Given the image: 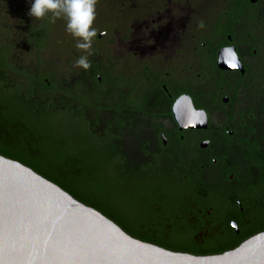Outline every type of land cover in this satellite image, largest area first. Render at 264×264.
Instances as JSON below:
<instances>
[{"label": "flooded vegetation", "instance_id": "flooded-vegetation-1", "mask_svg": "<svg viewBox=\"0 0 264 264\" xmlns=\"http://www.w3.org/2000/svg\"><path fill=\"white\" fill-rule=\"evenodd\" d=\"M109 1L123 20L109 31L112 116L124 113L137 156L149 155L170 172L182 152L197 149L202 178L212 189L181 205L166 227L206 251L202 256L264 233V0ZM10 8L15 19L0 20L1 85L32 100V73L40 72L16 60L15 40L32 55V48L40 51L49 42V31L42 18H24V0H0V11ZM226 48H233L241 70L218 68ZM83 75L93 74L86 69ZM181 96L205 112L206 129L179 130L173 108Z\"/></svg>", "mask_w": 264, "mask_h": 264}, {"label": "trees", "instance_id": "trees-1", "mask_svg": "<svg viewBox=\"0 0 264 264\" xmlns=\"http://www.w3.org/2000/svg\"><path fill=\"white\" fill-rule=\"evenodd\" d=\"M93 58L87 83L77 70L68 74L72 81L32 73V100L7 92L0 79V155L29 167L133 238L175 252L206 253L166 227L181 205L212 192L202 178L199 151L182 152L174 172L149 155L142 160L132 154L124 113L112 116L110 74ZM171 181L178 185L174 193L163 186Z\"/></svg>", "mask_w": 264, "mask_h": 264}, {"label": "water", "instance_id": "water-1", "mask_svg": "<svg viewBox=\"0 0 264 264\" xmlns=\"http://www.w3.org/2000/svg\"><path fill=\"white\" fill-rule=\"evenodd\" d=\"M217 66L241 70L233 48L219 52ZM173 109L179 130L206 129L205 112L188 96ZM0 264H264V233L215 255L167 250L131 237L29 167L0 155Z\"/></svg>", "mask_w": 264, "mask_h": 264}, {"label": "rangeland", "instance_id": "rangeland-1", "mask_svg": "<svg viewBox=\"0 0 264 264\" xmlns=\"http://www.w3.org/2000/svg\"><path fill=\"white\" fill-rule=\"evenodd\" d=\"M24 2L27 3V8L29 9L31 0H24ZM109 4V0H96L95 18L91 24V28L95 29V35L101 30L107 32L102 35L101 40H97L95 36L91 37V46L89 49L77 47L76 45L78 41L84 42L82 38L73 36L70 32L65 30L66 21L62 17L56 18L55 22H51L50 17L52 16V13L48 12L41 18L47 24L46 27L49 31V42H47L46 46L40 51L32 48V55H28L25 54L27 51L26 44L19 39L15 40L16 48L14 52H16L14 56L16 60L26 66L32 65L33 72L39 71L42 74H49L54 81L63 79L72 81L74 78H70L68 74L72 70H77L78 78L87 83V79L84 78L83 75V72L86 69L75 63L77 59L81 56H86L87 60H89L92 56V51H96V57L94 56L93 61L103 67V69L107 68L109 61L113 60L112 56L109 55V31L116 24L120 25L123 20L115 11H112ZM27 13L28 10L26 11L24 18H29ZM0 16V20L9 19V22L13 21L12 19H15V17H12L13 13L11 8L8 11H0ZM1 21L0 27L2 25ZM122 63H125V59H123ZM129 150L132 154L134 153L136 155V149L130 148ZM163 186L168 193H174V189L178 185L175 184V181H171L163 184ZM130 191L131 190H127L126 193H122L124 203L128 202L129 197L126 198V196L130 194Z\"/></svg>", "mask_w": 264, "mask_h": 264}, {"label": "clouds", "instance_id": "clouds-1", "mask_svg": "<svg viewBox=\"0 0 264 264\" xmlns=\"http://www.w3.org/2000/svg\"><path fill=\"white\" fill-rule=\"evenodd\" d=\"M95 3L96 0H31L27 14L39 19L51 12V22L62 17L66 21L65 30L84 41H78L76 46L89 49L90 38L95 36V29L91 28L95 18ZM75 63L84 69L90 67L86 56H81Z\"/></svg>", "mask_w": 264, "mask_h": 264}]
</instances>
